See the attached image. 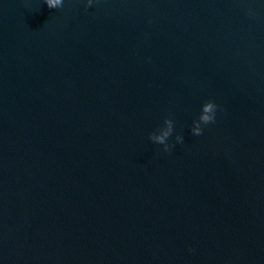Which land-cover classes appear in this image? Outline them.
I'll return each mask as SVG.
<instances>
[{"label":"water","instance_id":"95a60500","mask_svg":"<svg viewBox=\"0 0 264 264\" xmlns=\"http://www.w3.org/2000/svg\"><path fill=\"white\" fill-rule=\"evenodd\" d=\"M86 2L0 0V264H264V0Z\"/></svg>","mask_w":264,"mask_h":264},{"label":"clouds","instance_id":"9594fccd","mask_svg":"<svg viewBox=\"0 0 264 264\" xmlns=\"http://www.w3.org/2000/svg\"><path fill=\"white\" fill-rule=\"evenodd\" d=\"M44 2L47 4L49 8H60L61 6H63L64 0H44ZM92 3L93 0H87L85 7L91 5ZM219 108L220 105H218L213 99H208L201 105L200 114L196 118V120L193 121L195 127H193L192 131L195 135L197 136L200 135L203 131L204 126H207L211 123H215L217 110ZM165 124L167 125V127L160 129L158 133H151L149 138L154 143L163 144L164 145L163 150L165 152H170L174 145L168 143L167 138L172 132L173 122L171 120H166ZM176 141L182 142V137L178 135L176 137ZM188 250L190 252L194 251L192 247H189Z\"/></svg>","mask_w":264,"mask_h":264}]
</instances>
